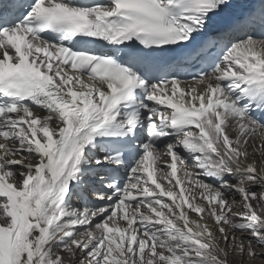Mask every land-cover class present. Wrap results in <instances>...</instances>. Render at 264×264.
<instances>
[{"label":"snow or ice","instance_id":"1","mask_svg":"<svg viewBox=\"0 0 264 264\" xmlns=\"http://www.w3.org/2000/svg\"><path fill=\"white\" fill-rule=\"evenodd\" d=\"M243 7L0 0V264H264Z\"/></svg>","mask_w":264,"mask_h":264},{"label":"rangeland","instance_id":"2","mask_svg":"<svg viewBox=\"0 0 264 264\" xmlns=\"http://www.w3.org/2000/svg\"><path fill=\"white\" fill-rule=\"evenodd\" d=\"M193 219H195V216H192ZM208 223H212L211 221H208ZM257 264H259V262H257Z\"/></svg>","mask_w":264,"mask_h":264},{"label":"bare ground","instance_id":"3","mask_svg":"<svg viewBox=\"0 0 264 264\" xmlns=\"http://www.w3.org/2000/svg\"><path fill=\"white\" fill-rule=\"evenodd\" d=\"M190 162V161H189Z\"/></svg>","mask_w":264,"mask_h":264}]
</instances>
